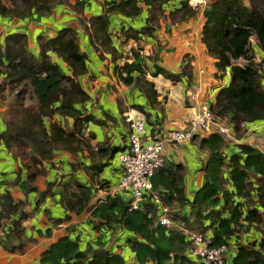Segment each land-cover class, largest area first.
Masks as SVG:
<instances>
[{
	"label": "trees",
	"instance_id": "trees-1",
	"mask_svg": "<svg viewBox=\"0 0 264 264\" xmlns=\"http://www.w3.org/2000/svg\"><path fill=\"white\" fill-rule=\"evenodd\" d=\"M170 1L104 0L105 13L94 14L87 22L83 20L90 45L101 58L104 57L102 52H107L116 61L117 48L110 33L109 14L116 12L133 18L147 10L144 25L121 28L120 43L133 40L137 46L131 48V62L115 64L113 69L122 83L138 87L150 106L159 105L158 92L146 77L147 57L140 54L142 43L146 37H152L153 26L158 24L160 17L178 23L197 12L189 0H179L165 15L164 5ZM59 4L80 14L86 0H73L72 3L69 0H0V15L21 18L36 13L47 17ZM200 33L207 54L215 59L217 72L220 75L229 73L228 83L219 87L209 107L213 119L226 120L233 132L242 136V123L264 121V0H249L248 4L243 0H208ZM37 44L38 52L34 53L25 32L8 33L0 44V94L2 97L8 94L10 99L4 113L6 129L0 131V143L19 160L15 180L24 176L27 192H39L36 180L47 174L45 163L52 160L55 152L64 151L75 157L76 162L70 163L72 170H86L92 180L94 176L99 177L116 152L125 149L108 145L95 147L91 143L95 134L88 130V123L99 120L79 107L89 95L79 82L88 68L87 55L80 47L77 31L65 26L54 36L39 35ZM254 46L262 51L260 61L255 59ZM53 57L56 58L53 60ZM157 73L173 81L178 78L160 66L152 74ZM133 107L145 115L147 125L148 112L142 105L134 104ZM61 118L70 120L69 127L62 124ZM224 141L214 132L199 138V146L208 151V158L203 166L204 183L192 199L184 192L182 165L164 164L153 173L151 182L169 207L173 203L189 204V215H179L171 209L173 215L189 228L211 230L214 246L228 245L233 239L235 253L231 264H264V153L256 147L255 141L254 146L240 144L239 152L225 162L221 153ZM86 157L91 160L88 165ZM95 158L106 162L100 160L98 163ZM102 181L99 183L103 184ZM52 185H47L41 197L51 193ZM74 186L65 206L76 215L90 212L98 225H110L115 221L134 233L136 238L129 239L134 258L128 262L121 254L101 246L82 249L76 238L62 236L41 252L38 264H202L189 256V242L185 236L160 225L153 209L129 210L128 200L118 193H108L93 202L92 186L77 180ZM253 190L258 206L253 203L244 208L242 199L251 198ZM26 215L23 201L13 198L6 190L2 196L0 228L7 220H12L4 235L10 251L21 250L27 242L23 225ZM252 226L259 231L260 237L240 241V231L246 232Z\"/></svg>",
	"mask_w": 264,
	"mask_h": 264
},
{
	"label": "crops",
	"instance_id": "crops-1",
	"mask_svg": "<svg viewBox=\"0 0 264 264\" xmlns=\"http://www.w3.org/2000/svg\"><path fill=\"white\" fill-rule=\"evenodd\" d=\"M104 0H86L83 13L77 14L65 4L56 5L53 13L47 17L38 16L36 13L21 17L11 18L0 15V44H3L6 34L11 32H25L29 37L30 48L34 53L38 52L37 38L39 35L47 37L54 36L56 31L65 26L73 27L78 35L81 49L87 55L88 72L79 78V82L89 95V99L79 105L86 112L92 113L99 122L88 123V130L95 134L91 143L97 147L118 146L126 148L129 126L125 118V112L131 109L134 104L142 105L148 112L147 133L151 136L166 132L172 129H183L187 120L196 115L202 105L210 107L214 102L219 87L229 81V73L220 75L215 68V59L207 54L205 45L201 42V25L203 11L208 0H202L196 7L195 15L184 21L175 23L169 18L160 17L158 24L154 25L152 37L145 38L142 43L140 54L147 57L146 77L154 83L158 92L159 105L150 106L141 90L133 84L122 83L114 72L115 64H122L124 61L131 62V48L137 46L136 42L129 40L121 44L123 34L121 28L132 26L137 28L146 22L148 12L143 10L137 17H125L116 12L109 14L110 33L117 48L116 61L111 58L110 53L102 52L104 57L90 45L85 32L83 20L94 14L105 13ZM179 0H171L164 5V14L167 15L178 3ZM195 0H189L193 6ZM245 4L249 0H243ZM70 3L73 0H69ZM193 3V4H192ZM254 42V40L252 39ZM256 61L262 59V51L254 46ZM56 57H53V60ZM157 66L177 75L175 81L157 73L153 75ZM264 70V65H263ZM9 100L0 94V131L6 129L4 113L9 106ZM148 103V104H147ZM140 111V110H139ZM56 119H58L56 117ZM62 124L69 127V119H60ZM255 125L251 134H246V128L242 136H237L236 141H224L221 153L225 162L233 153L239 152V145H253L264 153V121L248 123ZM211 132V131H210ZM215 133V132H214ZM190 141L169 142L165 145L163 154L166 165L179 164L183 169L184 192L188 199H192L194 193L204 183L203 166L208 158V151L199 146V138L204 137L208 132H199ZM248 137L247 140L243 137ZM254 146V145H253ZM89 157L85 158V164H90ZM99 163L104 159L95 158ZM76 162L71 154L58 151L55 152L52 160L45 163L47 174L36 180L39 192H27L23 185L24 176L15 180L20 163L11 151L0 143V210L2 196L9 190L12 197L23 201L24 209L27 212L23 221L25 226L24 235L27 241L21 250L10 251L8 241L4 235L7 234L12 220H7L0 228V264H38V259L50 243L62 236L76 238L82 249L86 247H104L110 251L121 254L125 260L132 261L134 253L129 245V239L136 238V235L125 229L121 224L113 221L110 225H98L97 220L88 211L76 215L66 206L68 193L75 189L74 180L87 186H92L93 202L114 193V188L120 178V163L118 152L109 161L99 177L94 176L91 180L87 171L77 169L73 171L70 163ZM225 169V175H227ZM166 175V173L164 174ZM103 180V184L99 181ZM254 182V176L250 177ZM51 186V193L41 197V193ZM228 187V185H227ZM254 187V184L252 185ZM250 192V191H249ZM120 195L128 200L126 193ZM236 200L239 198L235 197ZM256 195L251 191V198L242 199L244 208L250 204L258 206L254 200ZM164 203V202H163ZM166 204V203H164ZM171 209L179 215H189L190 206L184 204L179 206L173 203ZM219 207V206H218ZM153 209L156 215L157 205L145 199L142 209ZM14 218V216L12 217ZM208 223L207 220L204 221ZM260 237L259 231L254 226L249 227L242 240H255ZM13 242L17 243L16 239ZM6 243V246L4 245ZM233 239L228 244V251L225 254L224 264H231L229 257L235 253ZM231 250V251H230ZM230 252V253H229Z\"/></svg>",
	"mask_w": 264,
	"mask_h": 264
},
{
	"label": "built area",
	"instance_id": "built-area-1",
	"mask_svg": "<svg viewBox=\"0 0 264 264\" xmlns=\"http://www.w3.org/2000/svg\"><path fill=\"white\" fill-rule=\"evenodd\" d=\"M202 0H195L196 7ZM129 126L127 147L118 153L120 163V178L114 188V193L128 195L129 210L142 209L145 199L157 205L156 220L169 230L183 234L189 242L188 254L202 264H224L228 245L214 246L211 230L192 229L175 218L171 208L164 204L160 194L153 188L151 176L165 164L164 148L169 142L190 141L199 132H215L228 141H236L237 137L232 126L224 119H213L208 106L202 105L200 111L187 120L185 128L172 129L156 134L147 133L145 115L139 110L131 109L125 112ZM247 128L246 134H251L255 125L242 123ZM244 140L248 137H243Z\"/></svg>",
	"mask_w": 264,
	"mask_h": 264
},
{
	"label": "rangeland",
	"instance_id": "rangeland-1",
	"mask_svg": "<svg viewBox=\"0 0 264 264\" xmlns=\"http://www.w3.org/2000/svg\"><path fill=\"white\" fill-rule=\"evenodd\" d=\"M6 98L8 99V100H10L9 99V97H8V94L6 95ZM246 232L245 231H240V233H239V238L242 240V236H244V234H245ZM248 239H246V240H244L245 242L247 241ZM231 251V250H230ZM230 253V252H229ZM231 261V257H229V261H228V263Z\"/></svg>",
	"mask_w": 264,
	"mask_h": 264
}]
</instances>
